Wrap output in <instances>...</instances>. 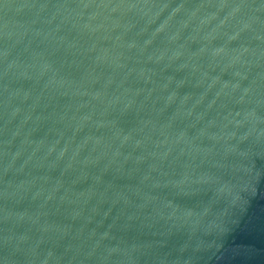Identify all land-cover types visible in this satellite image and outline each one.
<instances>
[{"label":"water","instance_id":"water-1","mask_svg":"<svg viewBox=\"0 0 264 264\" xmlns=\"http://www.w3.org/2000/svg\"><path fill=\"white\" fill-rule=\"evenodd\" d=\"M0 264H264V0H0Z\"/></svg>","mask_w":264,"mask_h":264}]
</instances>
